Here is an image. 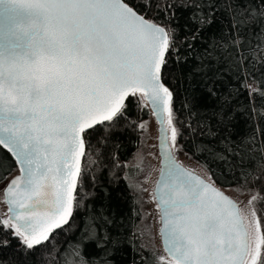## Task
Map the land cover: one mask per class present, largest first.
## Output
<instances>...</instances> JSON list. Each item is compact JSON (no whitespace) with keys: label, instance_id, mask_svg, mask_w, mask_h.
I'll return each mask as SVG.
<instances>
[{"label":"snow or ice","instance_id":"6c2138e0","mask_svg":"<svg viewBox=\"0 0 264 264\" xmlns=\"http://www.w3.org/2000/svg\"><path fill=\"white\" fill-rule=\"evenodd\" d=\"M177 7L193 9V19L207 7L196 34L182 37L173 26ZM215 7L209 0H163V6L157 0L155 10L166 14L157 23L146 18L152 0L143 14L126 0H0V18L13 22L8 31L22 30L27 37L20 51L0 49V145L21 171L7 190L11 215L0 228L19 241L18 251L27 256L44 247L41 257L55 252V264H89L78 246L69 251L47 245L71 223L90 133L99 125L119 130L121 119L127 121V99L139 94L161 125L160 147L168 161L158 208L173 258L169 264H264V207L242 212L214 180L206 183L167 155L185 136H203L211 118L227 127L223 107L202 119L188 103L182 108L189 109V120L196 119L185 126L165 82L181 61L180 49L185 44L191 49V41L213 23L209 13ZM229 7L238 33L264 19V8ZM18 18L26 23L21 26ZM224 43L214 40L210 48L219 50ZM245 192L254 193L249 205L258 197L264 204V171L246 175L239 194ZM8 246V240L0 245Z\"/></svg>","mask_w":264,"mask_h":264},{"label":"trees","instance_id":"16d2710c","mask_svg":"<svg viewBox=\"0 0 264 264\" xmlns=\"http://www.w3.org/2000/svg\"><path fill=\"white\" fill-rule=\"evenodd\" d=\"M126 2L143 14L149 0ZM156 2L152 0V11L146 18L162 23L166 14L157 13ZM159 2L163 6V0ZM209 2L216 6L209 13L215 17L213 23L202 28L197 39L191 41V49L187 44L180 49L181 61L172 65V74L165 82L175 93L177 114L185 126L196 119H188L189 109L182 108L185 103L202 119L221 107L226 110V128L211 118L210 130L205 128L204 135L195 138L185 136L177 149L200 165L216 185L240 191L248 173L264 171V19L238 33L229 5L237 11L264 5L260 0ZM174 11L173 26L180 29L182 37H190L201 27L198 18L208 9L197 14V19H193V9L177 7ZM214 40L226 43L219 50L212 49ZM126 102L127 121L121 119L119 130L108 132L106 125H99L90 133L87 155L82 159L84 174L75 192L74 215L67 227L57 230L47 248L71 251L78 246L89 264H166L141 246L135 232L140 212L123 174L139 145L138 124L148 116V109L137 97L130 96ZM16 172V163L0 147V187ZM252 206L259 209L264 204L258 197ZM261 217L264 219V212ZM4 240L10 246L0 247V264H55V252L42 258L45 248L39 247L26 256L18 251L19 241L12 233L0 228V245Z\"/></svg>","mask_w":264,"mask_h":264},{"label":"rangeland","instance_id":"374dc122","mask_svg":"<svg viewBox=\"0 0 264 264\" xmlns=\"http://www.w3.org/2000/svg\"><path fill=\"white\" fill-rule=\"evenodd\" d=\"M136 97L141 105L146 106L148 109V116L138 124L140 132L139 145L127 162L123 177L134 193L140 212V218L135 227L139 243L148 249L157 261L169 264L173 259L167 256L161 246L159 209L153 195L154 183L159 171L157 122L147 107L146 101H143L139 94ZM140 124H144L143 129L139 127ZM168 142L171 146V141L169 140ZM172 152L179 163L203 178L210 180L208 173L184 152L177 148H173ZM5 183L0 187V216L2 220L8 219V210L2 193ZM221 189L238 203L242 212H250L253 208L252 205L248 204L251 198L249 194L244 193L241 195L238 190L233 188Z\"/></svg>","mask_w":264,"mask_h":264},{"label":"water","instance_id":"95a60500","mask_svg":"<svg viewBox=\"0 0 264 264\" xmlns=\"http://www.w3.org/2000/svg\"><path fill=\"white\" fill-rule=\"evenodd\" d=\"M18 24H20L21 26H23L26 22L21 20V19H17L16 21ZM12 24L13 22L12 21H8V20H4L3 18H0V49H5V48H15L16 50L20 51L23 49V47L26 45V42H27V37L24 36L22 34V30H18L16 32L15 35H13L11 32L8 31L9 28L12 27ZM147 103V102H146ZM147 107L149 108V110L152 112V109H151V105L147 103ZM156 122H157V118L154 116ZM160 127L161 125L157 123V134H158V137H157V152H158V156H159V171H158V175H157V178L155 180V183H154V188H153V195L155 197V201L157 203V206H158V203H159V197L161 195V189L158 188V185L160 184L161 180H162V169H165L167 168V163L168 161L166 160V154L162 152L161 150V147H160ZM169 144V142H168ZM0 147L6 151L11 157L12 159L14 160V162L16 163V166H17V172L14 173L13 175H11L6 183H5V186L3 188V199H4V202L6 204V207H7V210H8V217L11 215V213L9 212V207L10 205L7 203V199H9L10 197L7 196V190L9 188V185H10V182L19 177L21 175V171H20V168L15 160V158L13 157V155L8 151L7 147L5 145H0ZM169 147L170 144H169ZM167 155H171L172 157H174V163L179 165L181 168L183 169H186L187 171L191 172L193 175L195 176H199L201 179H203L206 183H212V180H208V179H205L203 178L201 175L195 173L194 171L186 168L184 165H182L181 163H179L173 152L171 151L170 153H168ZM83 159V158H82ZM210 177V176H209ZM215 187L223 192L225 195H227L222 189L220 186L216 185L215 184ZM208 196L211 198L213 197V193L211 191H209L208 193ZM228 196V195H227ZM230 199H232L230 196H228ZM233 200V199H232ZM237 206H238V203L233 200ZM239 207V206H238ZM159 209V208H158ZM159 217H160V226H159V237H160V242H161V246L163 248V250L165 251V253L167 254L168 257H170L171 259H173L168 251H167V246H166V243H165V237H164V234L161 232V229L164 227V224L162 222V219H161V212H160V209H159Z\"/></svg>","mask_w":264,"mask_h":264}]
</instances>
